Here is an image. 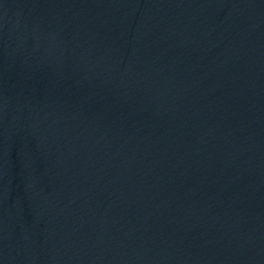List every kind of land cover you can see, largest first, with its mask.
Wrapping results in <instances>:
<instances>
[{
  "label": "water",
  "instance_id": "95a60500",
  "mask_svg": "<svg viewBox=\"0 0 264 264\" xmlns=\"http://www.w3.org/2000/svg\"><path fill=\"white\" fill-rule=\"evenodd\" d=\"M0 264H264V0H0Z\"/></svg>",
  "mask_w": 264,
  "mask_h": 264
}]
</instances>
